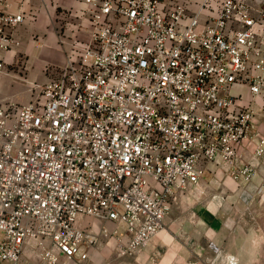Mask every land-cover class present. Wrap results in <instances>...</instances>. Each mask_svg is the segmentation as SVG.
<instances>
[{"label":"built area","instance_id":"1","mask_svg":"<svg viewBox=\"0 0 264 264\" xmlns=\"http://www.w3.org/2000/svg\"><path fill=\"white\" fill-rule=\"evenodd\" d=\"M84 38L31 102L0 106V264H82L103 236L132 257L173 201L220 165L236 183L264 156V10L249 0H82ZM0 0V70L25 20ZM204 16V22L202 16ZM245 201L251 194H243ZM87 217L97 226L80 227ZM123 229V232H120Z\"/></svg>","mask_w":264,"mask_h":264},{"label":"crops","instance_id":"2","mask_svg":"<svg viewBox=\"0 0 264 264\" xmlns=\"http://www.w3.org/2000/svg\"><path fill=\"white\" fill-rule=\"evenodd\" d=\"M249 3L256 10H264V0H249ZM8 5L9 11L24 13L25 20L14 33L20 46L4 54L5 66L17 64L24 58L34 78L42 80L47 78V82L57 78L72 55V45L84 38L85 29L88 27L87 17L80 18L77 15L87 10V4L82 0H10ZM233 93L240 95L242 104H251L255 112L256 128L264 137V90L262 95L254 97L248 85H238L234 87ZM241 152L245 161L253 162L256 175L251 183H236L229 177H224L225 185L232 191L240 187L247 192L255 190L264 193V156L259 159L252 158L247 145L242 147ZM211 165L207 171L209 175L215 180H223L221 175L226 176L224 168L219 165L222 169L218 170L217 164ZM218 180L216 181L219 182ZM237 203L238 201L231 198L230 203L225 205V211L223 210L226 216L224 226L227 227L224 239L228 241L225 248L227 254L236 257L237 262L242 264L244 263L242 257L250 254L249 250L252 248L250 245H254L255 241H260L259 246L264 248V196L262 199L252 198L244 201L246 204ZM220 206L213 201L207 208L210 226L214 228L211 235L213 238L216 236V243L220 240L219 229L223 226L218 216L221 212ZM238 211L239 218L236 215ZM142 251L133 256L135 261L154 254V251L150 253ZM97 255L91 251L89 261L95 260ZM30 259H35L41 264L32 251L26 253L24 264H29Z\"/></svg>","mask_w":264,"mask_h":264},{"label":"rangeland","instance_id":"3","mask_svg":"<svg viewBox=\"0 0 264 264\" xmlns=\"http://www.w3.org/2000/svg\"><path fill=\"white\" fill-rule=\"evenodd\" d=\"M46 83L47 78L45 80L34 78L24 58L17 64L4 66L0 70V106L7 107L11 103L23 104L33 101ZM210 166L211 163L207 164L208 170ZM216 166L218 170L222 169L219 165ZM207 173L197 187L189 189L173 201L164 229L142 251L147 253L154 251L153 255L137 261L133 256L117 257L115 239L103 236L92 249L93 253L98 254L95 260L82 264H240L237 262L238 259L228 255L225 249L228 241L224 239L227 227L224 226L226 216L223 210L225 205L230 203L231 198L238 201L237 205H239L245 201L243 194H251L253 200H256L262 199L264 193L255 190L247 192L240 187L232 191L224 183L227 175H221L223 180L216 179L219 181L217 182ZM213 201L221 205L218 216L223 226L219 229L221 241L219 240L218 243L215 242L216 236L213 238L211 235L214 233V228L210 226L207 210ZM236 215L239 218L240 211L236 212ZM78 225L95 227L97 223L87 217L78 222ZM120 232H123V229H120ZM258 242L255 241L254 245H250L252 247L249 250L250 254L242 257L244 261L242 264H264V248L259 246L261 242ZM30 260L29 264H39L35 259Z\"/></svg>","mask_w":264,"mask_h":264}]
</instances>
